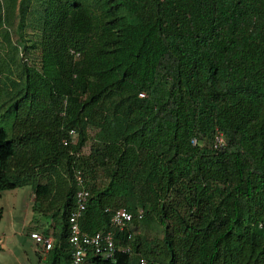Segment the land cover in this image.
<instances>
[{
  "label": "trees",
  "instance_id": "trees-1",
  "mask_svg": "<svg viewBox=\"0 0 264 264\" xmlns=\"http://www.w3.org/2000/svg\"><path fill=\"white\" fill-rule=\"evenodd\" d=\"M0 37V194L59 202L44 264H70L74 170L82 231L120 207L150 231L83 264H264V0H0Z\"/></svg>",
  "mask_w": 264,
  "mask_h": 264
},
{
  "label": "crops",
  "instance_id": "crops-1",
  "mask_svg": "<svg viewBox=\"0 0 264 264\" xmlns=\"http://www.w3.org/2000/svg\"><path fill=\"white\" fill-rule=\"evenodd\" d=\"M17 189L11 205L7 202L9 196L14 195H11L14 189L4 193L7 194L5 200L2 199V193L0 194V199L3 200L0 203V225L2 222L5 224L0 228V257L3 256L4 260L3 262L0 258V264H44L49 251H43L41 246L35 245L28 234L35 231L50 235L53 247V241L60 228V204H49L46 201L33 204L34 199L28 186ZM5 208L12 211L8 222L2 214ZM2 252L7 253L1 256Z\"/></svg>",
  "mask_w": 264,
  "mask_h": 264
},
{
  "label": "built area",
  "instance_id": "built-area-1",
  "mask_svg": "<svg viewBox=\"0 0 264 264\" xmlns=\"http://www.w3.org/2000/svg\"><path fill=\"white\" fill-rule=\"evenodd\" d=\"M75 56H77V53H75ZM138 96L142 97L143 93H139ZM67 134L69 140H67L68 138L62 139L64 146L68 142H72L76 133L73 129H70ZM220 144H222V138L219 134L215 135L213 146ZM72 176L76 187L73 193L74 205L66 217L70 264H83L85 255L88 252L105 258L111 257L114 253V234L116 232H127L126 238L128 239L131 235V232H128L130 224L142 218L143 210L137 208L134 212H129L124 207L117 208L109 212L108 223L101 229L93 233L84 232L81 230L78 220L86 206L88 191L83 186L84 178L80 171L74 170ZM29 237L45 251L51 247V238L48 235L32 231L29 233ZM122 251L129 253L128 247L123 248ZM136 264H147V262L145 258L139 257Z\"/></svg>",
  "mask_w": 264,
  "mask_h": 264
},
{
  "label": "rangeland",
  "instance_id": "rangeland-1",
  "mask_svg": "<svg viewBox=\"0 0 264 264\" xmlns=\"http://www.w3.org/2000/svg\"><path fill=\"white\" fill-rule=\"evenodd\" d=\"M34 16V15H33ZM14 19H13V25L10 27V29L12 30V33H11V38H12V40L15 42V41H17V31L15 32V29H16V25H17V16L14 14V17H13ZM25 32H26V34H27V36H28V38H29V40L27 41V42H25L24 44H26V47H29V45L33 42V41H35L36 39H37V37H36V35L33 33L34 31H32L30 28H28L27 26L25 27ZM26 36V37H27ZM143 37H144V39H150L151 40V38H152V54H151V61L153 62L154 61V59H155V57L158 55V53L160 52V48H159V46L157 45V43L155 42V40H154V36L152 35V31H151V28H148V29H144L143 30ZM18 44H21V43H19L18 42ZM20 50V49H19ZM18 49H17V54H16V57H15V62H17V59H18V56L17 55H19L18 54V51H19ZM5 51H7V48H6V46H5V43H4V41L1 39V37H0V55L2 56V54H4L5 53ZM29 51V53H28V55H29V60L31 61V62H33V63H35V61H36V55L34 54L35 53V49L33 50V49H29L28 50ZM151 68H152V66H151ZM88 148H89V141H87L86 143H85V145L84 146H82V148H81V153L83 154V155H86L87 154V152H88ZM16 190H18L17 188L16 189H14L12 192H11V195L12 194H14L15 193V191ZM9 191L10 190H6V191H4L3 193H2V195H3V200H5L6 198H5V195H7V194H4V193H9ZM17 195V194H16ZM15 194L14 195H12L11 197L9 196V199H8V202H7V204H13V201L15 200ZM17 197V196H16ZM2 199H0V203H2ZM11 213H12V211L11 210H8L7 208H5L4 209V212L2 213L3 214V216H4V219H6L7 220V222L9 221V219H10V217L12 216L11 215ZM3 225H5L3 222H2V224L0 225V228H2L3 227ZM132 226V225H131ZM130 228H133V230H132V233H134V234H137V233H140V234H145V235H147L148 234V236L150 235V231L149 230H147V229H145V228H143L142 229V226L139 224V223H137V221H136V224H134L133 225V227H130ZM5 249V248H4ZM6 253L7 252H2L1 253V256L4 254V255H6ZM2 260H3V256L2 257H0ZM3 262H4V260H3Z\"/></svg>",
  "mask_w": 264,
  "mask_h": 264
},
{
  "label": "clouds",
  "instance_id": "clouds-1",
  "mask_svg": "<svg viewBox=\"0 0 264 264\" xmlns=\"http://www.w3.org/2000/svg\"><path fill=\"white\" fill-rule=\"evenodd\" d=\"M88 196H89V194H88ZM87 203V202H86ZM73 205H74V199H73ZM72 208H73V206H72ZM71 208V209H72ZM70 212V211H69ZM82 214V213H81ZM68 215V214H67ZM67 224V223H66ZM30 233V232H29ZM42 234H44V233H42ZM29 235V234H28ZM44 235H46V234H44ZM48 236H50V235H48ZM50 238H51V247H52V237L50 236ZM35 244V243H34ZM36 245V244H35ZM51 247L48 249V250H46V251H49L50 249H51ZM42 248V247H41ZM43 249V248H42ZM43 251H45V250H43ZM136 264V263H135Z\"/></svg>",
  "mask_w": 264,
  "mask_h": 264
}]
</instances>
